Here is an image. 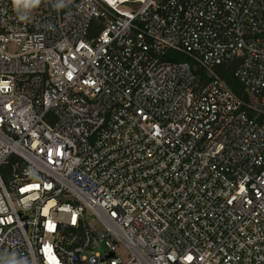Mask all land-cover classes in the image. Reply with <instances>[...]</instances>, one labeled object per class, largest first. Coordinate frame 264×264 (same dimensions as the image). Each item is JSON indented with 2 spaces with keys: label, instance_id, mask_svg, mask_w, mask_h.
I'll list each match as a JSON object with an SVG mask.
<instances>
[{
  "label": "built area",
  "instance_id": "obj_1",
  "mask_svg": "<svg viewBox=\"0 0 264 264\" xmlns=\"http://www.w3.org/2000/svg\"><path fill=\"white\" fill-rule=\"evenodd\" d=\"M0 264H264V0H0Z\"/></svg>",
  "mask_w": 264,
  "mask_h": 264
},
{
  "label": "trees",
  "instance_id": "obj_2",
  "mask_svg": "<svg viewBox=\"0 0 264 264\" xmlns=\"http://www.w3.org/2000/svg\"><path fill=\"white\" fill-rule=\"evenodd\" d=\"M173 59H189L182 53H173ZM172 59V57H170ZM172 59V60H173ZM240 59L236 58L220 64L216 67L218 73L221 77L226 81V83L239 95L243 96L244 98L248 99V95L244 89L243 84L239 81V79L235 76L234 72L239 64ZM194 71L200 76V79L203 82L207 81V73L206 71L199 67L198 65H194Z\"/></svg>",
  "mask_w": 264,
  "mask_h": 264
},
{
  "label": "clouds",
  "instance_id": "obj_3",
  "mask_svg": "<svg viewBox=\"0 0 264 264\" xmlns=\"http://www.w3.org/2000/svg\"><path fill=\"white\" fill-rule=\"evenodd\" d=\"M13 7L16 10L19 8L21 5H23L24 8L26 9H35L39 7L41 0H12ZM64 8L63 4L57 5V9H62ZM21 20H24L23 17H20Z\"/></svg>",
  "mask_w": 264,
  "mask_h": 264
}]
</instances>
